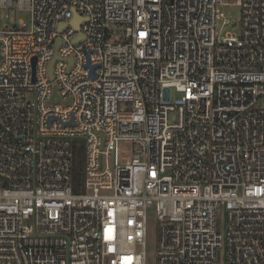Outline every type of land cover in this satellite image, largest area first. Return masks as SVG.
<instances>
[{
	"label": "built area",
	"instance_id": "obj_1",
	"mask_svg": "<svg viewBox=\"0 0 264 264\" xmlns=\"http://www.w3.org/2000/svg\"><path fill=\"white\" fill-rule=\"evenodd\" d=\"M153 204L157 264H264V0H0V264H144Z\"/></svg>",
	"mask_w": 264,
	"mask_h": 264
},
{
	"label": "rangeland",
	"instance_id": "obj_2",
	"mask_svg": "<svg viewBox=\"0 0 264 264\" xmlns=\"http://www.w3.org/2000/svg\"><path fill=\"white\" fill-rule=\"evenodd\" d=\"M226 18L231 22L228 27L224 28V31L238 32V20L240 16V8L237 6H227L222 9ZM18 22H28L29 15L25 11H17L15 14L10 13V21L13 22V18ZM176 93L174 92V95ZM145 260L144 264H157V241H158V219L155 204L149 206L146 210V230H145Z\"/></svg>",
	"mask_w": 264,
	"mask_h": 264
},
{
	"label": "trees",
	"instance_id": "obj_3",
	"mask_svg": "<svg viewBox=\"0 0 264 264\" xmlns=\"http://www.w3.org/2000/svg\"><path fill=\"white\" fill-rule=\"evenodd\" d=\"M74 144H75V151H74V161H73V180H74V190H78L83 178L84 151H83V144L80 139H75Z\"/></svg>",
	"mask_w": 264,
	"mask_h": 264
},
{
	"label": "water",
	"instance_id": "obj_4",
	"mask_svg": "<svg viewBox=\"0 0 264 264\" xmlns=\"http://www.w3.org/2000/svg\"><path fill=\"white\" fill-rule=\"evenodd\" d=\"M73 25L77 26V23H76V22H74V23H73ZM50 68H51V64H50ZM50 68H49V69H50ZM54 99L58 100V96H57V94H56V93L54 94V96H53L52 100H54Z\"/></svg>",
	"mask_w": 264,
	"mask_h": 264
}]
</instances>
